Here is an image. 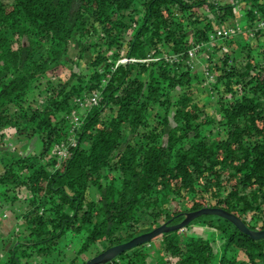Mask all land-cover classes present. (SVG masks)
Instances as JSON below:
<instances>
[{"label": "trees", "instance_id": "16d2710c", "mask_svg": "<svg viewBox=\"0 0 264 264\" xmlns=\"http://www.w3.org/2000/svg\"><path fill=\"white\" fill-rule=\"evenodd\" d=\"M242 1L244 26L254 9L264 13V0H0V132L39 142L4 164L0 133V185L30 194L26 237L4 264H29L63 238L76 242L67 264H85L95 245L104 250L205 206L248 226V211L264 217V41L259 60L247 45L238 64L216 60L215 116L196 97L202 72L186 62L208 39L211 18L227 20ZM93 91L99 103L59 159L69 116L81 110L74 98ZM200 223L219 225L220 248L207 236L163 233L157 264H264V236L214 214L187 226ZM142 245L99 264H155Z\"/></svg>", "mask_w": 264, "mask_h": 264}, {"label": "rangeland", "instance_id": "374dc122", "mask_svg": "<svg viewBox=\"0 0 264 264\" xmlns=\"http://www.w3.org/2000/svg\"><path fill=\"white\" fill-rule=\"evenodd\" d=\"M215 1H218L221 4L224 3V0H215ZM227 18H228L227 20L226 19L223 20V22L225 24H229V25H232L234 27L239 26L238 3L235 5L234 9H232L231 13L228 14ZM262 41H264V36L259 38V42H262ZM242 45H244L243 49H244L245 45L250 46V47L252 46L253 47L252 51L254 53L255 59L259 60L261 58L260 53L257 51V49H261L260 48L261 46L258 45V40L257 39L256 40H250V39L248 40V36L245 33L238 32L233 38L228 39L226 41H223V43L216 44L215 51L213 52L214 55L212 56V59H210V61L207 60V62L214 64V63H216V60L219 59V57H222V58L226 57L228 59L229 56H231L234 60V63L238 64L239 62H241ZM71 46L72 47L69 50L67 55L68 56L71 55V57H73L76 60L77 56H78V54H77L78 49L75 47L76 46L75 44L74 45L72 44ZM83 56H85V55H83ZM207 62L202 61L200 64H197L195 67V70H198L201 73L203 67L205 66V64ZM61 66L63 67V69L66 72H69L71 64H66L67 67L63 66V65H61ZM72 66L74 67L75 63H73ZM58 78L59 77L56 76L54 78V81H57ZM202 82H203V79H202ZM213 96H214V92H211V90L209 88L200 89V92H197V95H196V97L199 99V101L205 103L204 104L205 108H207L209 110V112L212 113L213 116H215V105L213 103L214 102ZM81 111L84 112L83 108H81ZM20 139L23 140L26 145L28 144L32 147L39 143L38 139L36 137L33 138V141L35 140L36 144H34V143L30 144V141L28 138L23 139L22 137L21 138L17 137V133H15V134H11L10 136L6 137V139H5L6 144L5 145L9 146V143H12L15 146V144H17ZM36 147H37V145H36ZM8 150L11 151L12 149L9 148ZM90 191H91L92 196H97L98 187L96 186V184H93L90 187ZM10 207L5 208L4 212H6V214L8 215V219L13 220L14 208L13 207L10 208ZM0 217L3 218L2 215H0ZM143 222H144V224H149V225L154 226V223H152L150 219L143 220ZM179 233L180 234L187 233V235H190V233H193L195 236H207L210 239L215 240L214 247L216 249L220 248V246H221V241L218 238V236L220 234L219 225H215V226L211 227L210 225L203 224V223L202 224L201 223L200 224H193L190 226H186L185 228H183L181 230H178L177 235L173 234V236L171 238H173V239L178 238ZM171 238L167 237V239H170V240H171ZM17 239L19 241L23 240V238L20 235L17 237ZM71 239L72 238H70V239L69 238H67V239L63 238V240L61 242H59V246L64 245L65 243H69ZM72 240H74V238ZM162 240L166 241V237H157V238L155 237L150 241V243H148V242L145 243L144 244L145 247H143L142 249L140 248L141 249L140 251L143 252V250H145L144 252H148V254H150L153 257L155 264H157L160 261V249L162 246ZM75 245H76V242L73 241L71 243V247H69V250L70 249L73 250L72 248H74ZM9 248H10V239L9 238L5 239V237H3L0 233V255L1 254H3V255L9 254ZM102 248H103V243H100V245L93 246V249L91 251H88V252H86L87 254L83 255V258L88 259V258L94 256L97 252L101 251ZM228 250H232V249L230 248ZM229 252H231V251H229ZM232 252H233V250H232ZM139 253L140 252H138V255L142 256V254H139ZM64 259H65V261L70 259V254H68ZM7 260H8V257L6 255L4 258H1L0 264H4V262Z\"/></svg>", "mask_w": 264, "mask_h": 264}, {"label": "built area", "instance_id": "2783aa9c", "mask_svg": "<svg viewBox=\"0 0 264 264\" xmlns=\"http://www.w3.org/2000/svg\"><path fill=\"white\" fill-rule=\"evenodd\" d=\"M234 0H224L225 2H233ZM248 2L242 1L238 3V11L239 15L243 14V9L247 6ZM255 17L251 22H247V25L241 24L239 22V26L234 27L229 24H225L222 22H217L215 18H211L213 22V28L208 36L206 41L197 43L190 47L187 51L186 62L191 68H195L197 63V58L202 57L205 58V62L210 61L209 58L212 59L210 52L215 51L216 44L223 43L228 39L233 38L238 32L245 33L250 40H256L262 36H264V13L259 12L254 9ZM264 49V47L262 48ZM214 55V54H213ZM212 55V56H213ZM179 54H176L174 58L179 57ZM220 58V57H219ZM129 58H121L120 62L125 63L128 62ZM214 64L206 63L202 69V88H209L212 92V83L215 82L216 76L214 72L213 66ZM256 82H254L255 84ZM239 87V83H235L233 85L234 89ZM100 94L98 91L87 92L80 96H76L74 98L77 107L83 108L84 112L81 110L74 109L70 114V134L67 136L65 140H63L57 148V156L59 159H62L67 156L70 151V148L74 146L77 142V130L81 126L83 117L86 115V112L91 109L93 106L99 103ZM245 219L249 222V226L254 229H262L264 226V217L260 213L249 212ZM243 220V219H242ZM244 221V220H243ZM150 243V241H148ZM145 247L143 244L140 248ZM140 249V250H141ZM145 250H143L144 252Z\"/></svg>", "mask_w": 264, "mask_h": 264}, {"label": "crops", "instance_id": "0c3cea01", "mask_svg": "<svg viewBox=\"0 0 264 264\" xmlns=\"http://www.w3.org/2000/svg\"><path fill=\"white\" fill-rule=\"evenodd\" d=\"M202 61H205V58L198 57L197 58V63L200 64ZM205 104V103H204ZM209 111L206 108V112ZM15 131V130H14ZM3 135H6L4 137V142H3V149H6L4 151L3 156L1 157L2 162L5 164L7 161L8 156L13 155V156H18L24 149H26L29 145L25 144L23 140H19L17 145L15 146L12 143H9L8 145H5V139L7 136H10V128L5 126L2 128V131L0 132ZM16 132L12 133L15 134ZM1 135V134H0ZM18 137V136H17ZM32 144L35 143V141L31 142ZM16 146H18L16 148ZM11 148L12 150H8ZM3 163L0 161V167L3 166ZM2 169V168H1ZM30 194L28 193V190L25 188L21 189L19 192H17L14 189H9L7 186L0 185V215H2L3 218L0 217V233L5 239L9 238L10 239V247L13 245V243L18 240L17 237L20 235L22 238L26 237L27 233V219H26V212H27V202L29 200ZM30 204V203H29ZM14 208V217L12 219H8V215L6 212H4L5 208L9 207ZM10 207V208H11ZM220 236V234H219ZM218 236V238H219ZM63 240V239H62ZM60 240V242L62 241ZM71 242L65 243L64 245L59 246L58 243V248L54 249L52 252L42 255V256H37L34 260L31 261L29 264H67L71 259L72 256L75 254L74 248L73 250H69V247H71ZM70 254V259L65 261V257ZM7 255L9 257V254H1L0 255V262L1 258H4ZM243 257V256H240ZM83 259V258H82ZM6 262V261H5Z\"/></svg>", "mask_w": 264, "mask_h": 264}, {"label": "water", "instance_id": "95a60500", "mask_svg": "<svg viewBox=\"0 0 264 264\" xmlns=\"http://www.w3.org/2000/svg\"><path fill=\"white\" fill-rule=\"evenodd\" d=\"M203 214H214L220 217H223L229 221H231L235 226L245 234L253 238H261L264 236V228L262 229H254L250 228L238 215L235 213L228 211L223 208L214 207V206H205L196 210H190L183 214V218L175 223H170V221L163 222L160 225L155 226L151 230L145 231L141 234H138L131 239L111 245L106 249L102 250L98 254L88 258L85 264H99L105 263L111 259L116 258L121 253L132 249L136 246L144 244L153 238L168 232L178 231L185 228L189 225L194 219Z\"/></svg>", "mask_w": 264, "mask_h": 264}, {"label": "flooded vegetation", "instance_id": "af4514ba", "mask_svg": "<svg viewBox=\"0 0 264 264\" xmlns=\"http://www.w3.org/2000/svg\"><path fill=\"white\" fill-rule=\"evenodd\" d=\"M170 223H173V222H170Z\"/></svg>", "mask_w": 264, "mask_h": 264}]
</instances>
